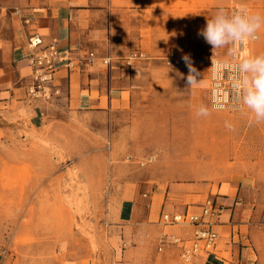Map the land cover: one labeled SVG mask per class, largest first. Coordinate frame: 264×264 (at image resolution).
Instances as JSON below:
<instances>
[{"label": "rangeland", "instance_id": "rangeland-1", "mask_svg": "<svg viewBox=\"0 0 264 264\" xmlns=\"http://www.w3.org/2000/svg\"><path fill=\"white\" fill-rule=\"evenodd\" d=\"M17 5L0 2V11ZM229 7L230 15L247 10L264 16L255 0ZM257 35L244 56L264 54V28ZM228 50L191 59L206 76L204 105L210 61L226 59ZM180 74L187 77L189 69ZM186 105V114L169 115L165 143H172L177 126L195 121L202 125V146L154 145L145 114L131 122L127 107L113 116L75 113L52 120L46 114L32 136L0 145V264H181L174 249L158 251L162 234L179 230L159 222L162 210L197 211L206 197L236 187H259L261 194L251 197L264 198V123L250 124L251 113L237 109L197 117ZM129 197L133 218L120 220V204Z\"/></svg>", "mask_w": 264, "mask_h": 264}, {"label": "crops", "instance_id": "crops-1", "mask_svg": "<svg viewBox=\"0 0 264 264\" xmlns=\"http://www.w3.org/2000/svg\"><path fill=\"white\" fill-rule=\"evenodd\" d=\"M243 1L248 0H65L50 6L51 0H0L18 4L15 11H0V145L32 136L42 128L46 114L52 120L75 113L113 116L127 107L131 122L134 114H145L154 145L202 146V125L195 121L177 126L172 143H165L169 115L186 114L188 103L189 114L194 116L196 108L206 102V76L195 62L200 82L188 87L187 77L180 74L188 68L182 57L198 60L213 51L197 33L219 8L230 15L229 5ZM255 2L263 12L264 0ZM33 33L43 43L56 39L63 53L83 57L74 70L61 67L56 72L58 94L50 102L29 100L26 94L31 73L28 37ZM137 50L146 60L123 66L122 59ZM89 52L94 54L92 61L85 57ZM107 57L110 65L102 63ZM261 191L259 187H236L235 192H221L217 246L200 264H264V198L251 197ZM134 203L132 197L121 202L120 220L133 218ZM186 232L179 228L174 234ZM173 249L179 257L177 247L168 251Z\"/></svg>", "mask_w": 264, "mask_h": 264}, {"label": "built area", "instance_id": "built-area-1", "mask_svg": "<svg viewBox=\"0 0 264 264\" xmlns=\"http://www.w3.org/2000/svg\"><path fill=\"white\" fill-rule=\"evenodd\" d=\"M237 12V11H236ZM247 44V43H246ZM245 44V45H246ZM240 49L239 55L244 56ZM28 47L31 49L27 61L31 68L30 82L26 88V94L29 100H41L50 102L53 95L58 94V88L55 84V74L59 68L63 67L72 71L79 65L83 57L74 58L69 52L63 53L56 39L49 43H43L41 37L33 33L28 37ZM231 45H229V48ZM85 57L92 61L94 54L89 52ZM146 58L141 51H131L122 59L123 66H131L133 62ZM212 60H229L235 62L232 57L226 59L213 58ZM212 60L209 64V87H208V105L212 108L213 103L219 110H236L234 98L230 92V81L217 79L212 69ZM102 63L110 65L111 58H103ZM222 204L218 196L206 197L199 205V210L194 211L186 208L182 212L161 211L159 222L163 225L178 226L184 228L187 232L181 234H162L159 239L158 251L165 248L177 247L181 264H200V259L214 252L218 233L215 225L220 223V214Z\"/></svg>", "mask_w": 264, "mask_h": 264}, {"label": "clouds", "instance_id": "clouds-1", "mask_svg": "<svg viewBox=\"0 0 264 264\" xmlns=\"http://www.w3.org/2000/svg\"><path fill=\"white\" fill-rule=\"evenodd\" d=\"M261 28H264V16L259 13H249L245 10L234 11L229 15L221 7L213 18L206 20V26L197 33L211 45L213 51L231 45L228 56L235 62L212 60L211 67L217 79L227 78L231 82L230 92L236 108L245 116L251 113L250 124L264 123V54L241 56L238 53L247 42L258 38L257 34ZM182 59L189 69L188 87H192L200 82L197 80L199 74L188 55ZM212 110H218L214 103L211 109L201 104L196 108V115L207 117ZM226 127L234 130L230 123H226Z\"/></svg>", "mask_w": 264, "mask_h": 264}]
</instances>
